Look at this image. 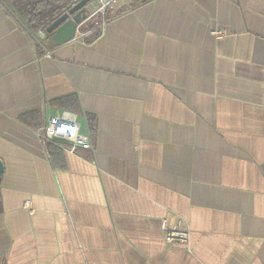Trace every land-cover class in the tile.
<instances>
[{
	"label": "crops",
	"instance_id": "crops-1",
	"mask_svg": "<svg viewBox=\"0 0 264 264\" xmlns=\"http://www.w3.org/2000/svg\"><path fill=\"white\" fill-rule=\"evenodd\" d=\"M73 7L59 46L0 2V264H264V0Z\"/></svg>",
	"mask_w": 264,
	"mask_h": 264
},
{
	"label": "built area",
	"instance_id": "built-area-1",
	"mask_svg": "<svg viewBox=\"0 0 264 264\" xmlns=\"http://www.w3.org/2000/svg\"><path fill=\"white\" fill-rule=\"evenodd\" d=\"M80 1L82 0H74L75 3H78ZM117 2L118 0H89V3L91 5H94L95 3L98 4L93 8L92 13L89 14L88 20L97 17L101 18L99 28L95 30V32L104 29L106 22V12L111 9ZM93 33L94 31L90 33H81L79 35L80 37H85ZM213 35L215 37H221L223 36V33L221 31H214ZM44 38L45 32L42 30L39 31L40 41ZM36 136L43 143L66 142L70 145V151L72 153L77 149L91 150L92 148L90 136L87 134H83L81 132L80 125L67 113H63L59 116H51L46 119L41 127L36 130ZM26 207L30 208L29 202L26 203ZM164 230L165 240L168 245H186L189 243V230L180 228L167 229L166 227L164 228Z\"/></svg>",
	"mask_w": 264,
	"mask_h": 264
},
{
	"label": "trees",
	"instance_id": "trees-1",
	"mask_svg": "<svg viewBox=\"0 0 264 264\" xmlns=\"http://www.w3.org/2000/svg\"><path fill=\"white\" fill-rule=\"evenodd\" d=\"M19 20L22 27L31 32L45 31L57 18L72 8L74 0H0ZM108 13L106 20H108ZM97 20V19H96ZM96 20L85 30L94 29ZM98 23L101 19L98 18Z\"/></svg>",
	"mask_w": 264,
	"mask_h": 264
},
{
	"label": "water",
	"instance_id": "water-1",
	"mask_svg": "<svg viewBox=\"0 0 264 264\" xmlns=\"http://www.w3.org/2000/svg\"><path fill=\"white\" fill-rule=\"evenodd\" d=\"M89 3V0H82L77 5L71 9L69 12L70 14H73L75 12H78L83 7H85ZM81 14H83V19L86 20L88 18V15L86 14V11H82ZM81 22V18L76 16L74 20L69 19V15L64 13L59 18H57L48 28L47 33L52 35L53 41L61 46L75 38V35L78 31V24ZM4 172V166L2 161L0 160V174Z\"/></svg>",
	"mask_w": 264,
	"mask_h": 264
},
{
	"label": "rangeland",
	"instance_id": "rangeland-1",
	"mask_svg": "<svg viewBox=\"0 0 264 264\" xmlns=\"http://www.w3.org/2000/svg\"><path fill=\"white\" fill-rule=\"evenodd\" d=\"M97 4L98 3H95L94 5H92V9L95 7V6H97ZM110 10V9H109ZM107 13H108V11L106 12V15H107ZM97 18H99V17H97ZM99 19H101V18H99ZM95 20H96V18H95Z\"/></svg>",
	"mask_w": 264,
	"mask_h": 264
}]
</instances>
